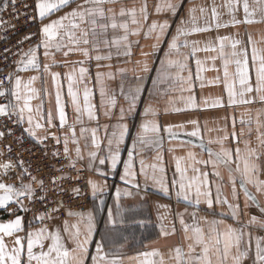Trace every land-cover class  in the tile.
Instances as JSON below:
<instances>
[{
  "label": "snow or ice",
  "instance_id": "snow-or-ice-1",
  "mask_svg": "<svg viewBox=\"0 0 264 264\" xmlns=\"http://www.w3.org/2000/svg\"><path fill=\"white\" fill-rule=\"evenodd\" d=\"M13 5L15 0H12ZM116 0H35V15L32 17L34 20L38 17L41 21V27L39 29L40 38L35 47H29L27 51L18 52L20 57L15 61V67L12 72L7 75V80L11 83V87L4 84L3 80H0V97L8 99V104H0V117H5L13 120L14 123L23 124L27 122L28 127L24 128V132L30 137H37L36 130L44 129L45 123L48 128L55 127V119H59V130L65 131L63 138V152L65 157L69 156V142L74 145V152L77 160H84L85 156L82 154L79 146V139L75 133V124H82V116L86 113L89 120L96 119V115L93 106L90 103V90L87 86L83 90V109L79 102V95L77 91H74V84L83 83L86 77V73L89 71L87 68L80 66L77 69L75 65H83V61H73L72 69L66 73V79L68 82L67 95L70 98L71 104L75 111L76 118L73 125L67 124V117L65 112V105L62 103L61 91L57 89L55 95V107L56 114L49 110L44 115L43 107L37 105L35 111L31 105V101L37 97V90L32 87L34 81L38 76H31L25 82L19 73L26 72L30 69L40 72L41 67L44 74H48L51 77L52 83L55 85L60 78V73L52 72L51 68L57 65L56 54L63 53L64 57H67L69 53H79L87 59H95L97 61L103 59H111V54L108 56L91 55V51H96L97 46L95 43L97 37V29L101 33L106 32L109 28L112 30H122V35L114 37L110 44L117 48V55H123L127 57L126 63L131 62L132 45L138 44V41H132L130 36H140L141 30L147 28V31L143 32V36L148 38L155 36L157 44H153L155 49L158 47V43L161 41L163 34L168 29V21L160 23L156 20H151L147 25L145 22L150 20V12L147 3H142L137 8L133 5L131 8L121 6L119 12L113 7H106V5H112ZM75 4V7L72 5ZM241 4V0H226L223 5L228 13L231 15V19L228 23H220L218 19V13L216 7L213 6L211 10V19L215 22L217 29L221 27L237 26V25H252L254 23L264 24V0H257L258 7L255 11L260 12L259 19L255 18V12L250 11L248 0H242L243 18L239 19L236 16L237 9ZM180 5L173 0H163L162 3H156L154 5L155 13L163 11L176 14L177 8ZM64 8H68L69 11L65 12L59 18L50 20L48 23L43 21L49 18L53 13L61 11ZM195 8L189 9V20H181L180 25L176 29L175 35L168 42V51L165 53L166 57L175 55V59H166L162 61V64H166L168 68H175L177 70L174 77L175 80L184 82L185 77L182 73L187 67L188 55L181 52V48L188 49L191 47L190 55H195L198 51L215 52L218 51L219 58L223 61L224 67V80L225 88L228 94L229 106H242L253 105L259 103L262 107L256 109L255 121L251 115L245 119L244 114H241L239 119L240 125H242L239 132L236 131V118L232 119V131H227V128L217 129L216 131L224 133L217 136L215 140H209L208 143L218 145L217 150H213L211 147L207 148V159H197L196 155L189 151L187 153L188 163L182 167L181 161L184 157L175 158V173L169 183L166 181L163 173L165 169L158 167L157 164L146 165L143 159L140 160V172L139 174L144 176L145 184L148 181L152 182V185L158 187V189L165 195H169L171 192L175 193L178 199H183L194 209L199 208L201 204L206 205L207 210L210 212L215 211V206L219 205L221 211L219 213L220 218L209 219L204 216H198L197 211L190 213L194 223L188 224L183 219V216L188 212L185 207L184 213H177L179 217V223L182 226L184 245L177 246L173 249H169L167 257L164 253L156 248H152L145 251L138 252L135 256L126 257L130 262L134 264H244L246 260H250L251 264H264V237L254 236L250 229H259L264 231V47L258 45L264 43V37L260 41H256L252 38L251 33L246 34L245 37L236 38L234 36H218L216 40L219 43V48L209 44L203 49L198 48L196 45L198 42L193 41L191 45L186 39L193 33L208 32L210 25L206 23L205 26H198L196 23V17L193 13ZM200 12L203 14L206 9L201 7ZM189 23L191 27H188ZM78 33V34H77ZM92 37V49L90 50L89 35ZM181 37L185 39L181 40ZM31 36L25 37L26 40H31ZM67 38V39H66ZM225 41H227L231 47L230 54L225 53ZM23 43V41H21ZM105 45H109V41H104ZM84 45V47H81ZM43 48V56L47 63L41 66L38 59L37 50ZM67 49V50H65ZM250 49V53H249ZM6 52L9 50H5ZM147 55L146 53H141ZM213 61L216 57H210ZM141 62L136 61L139 65ZM67 65L68 61H64ZM197 73L203 69L200 67L202 62L196 60ZM229 65L235 66V72L232 74V82L229 83ZM100 67V65H98ZM108 67H111L110 65ZM142 72H148L149 68L147 63H144L140 69ZM120 73H127L131 71L137 81L142 77L136 75L135 68H119ZM254 74V76H253ZM112 73H107L109 78H112ZM103 73H97V82L101 81ZM197 75V79H199ZM191 81V74L187 78ZM237 82L239 87L237 88ZM156 83V81H154ZM203 86V85H202ZM181 91L188 90L181 87ZM121 91L123 92V84H121ZM139 86H130L126 94H124L125 100L129 101L128 111L132 112L135 108V103L139 99ZM46 92V90H45ZM100 95L103 98L105 96V90L103 87L100 89ZM10 97V98H9ZM15 101V102H13ZM109 103L115 105L114 98L110 99ZM104 101L102 99L101 105ZM188 107L195 108L197 106L194 97L189 96L186 100ZM207 105L208 101H204ZM212 107L222 106L220 100L212 102ZM175 111H181L182 109L176 108ZM167 111V109H165ZM250 111V110H249ZM105 112V115H108ZM156 110L147 106L144 109L143 115L146 119L141 123L137 135L133 141V148L136 145H148L156 143L159 145L160 128L155 120L147 119L149 116H155ZM125 116L123 108L120 110L119 119L122 121ZM255 123V140L257 142L256 147L251 146V139L253 133L252 124ZM194 126L193 130L187 135L192 137L201 138V133L198 127L197 121H190ZM179 127H183L180 125ZM107 128V125L105 126ZM165 132L171 133V127L165 128ZM87 129L80 128V137L85 138ZM128 133V126L126 124L119 123L114 126V130L111 135L107 137L108 145V157H97V151H88V168L89 170L100 172L98 168L93 167V161L99 159V164L104 165L107 161H110L112 169L116 168V165L120 159V145L124 143L125 135ZM47 130L45 129V136L47 138ZM174 135V134H173ZM0 136L3 133L0 132ZM249 138H245V137ZM42 138V139H43ZM56 143L60 144V137L55 136ZM202 139V138H201ZM231 140L235 144V147L227 145L225 142ZM91 143L97 150L100 149V144L96 138V129H92ZM243 145V148L240 145ZM201 149H204L203 141L199 145ZM87 148V144H85ZM171 151V149H170ZM59 153H53V156H58ZM129 159L125 162L124 174L120 177L125 184H132L134 189H139V184L136 182L137 173L132 170L133 166V151L128 153ZM157 161L161 159L159 154L156 157ZM198 165L210 166L216 181V194L213 197L209 181V173L203 171ZM11 163L0 164V169H3V175L12 169ZM22 168L23 165L21 164ZM71 167H75L72 164ZM152 169V174H149L147 169ZM223 168L227 172V178L230 182L231 200L228 198H222V183L224 177L221 175L220 169ZM189 170L191 175H189ZM79 171V170H77ZM160 173L159 175L157 174ZM101 175H106L100 173ZM178 174V179L176 178ZM24 172L22 171L16 178L20 181V186L16 187L13 184L0 182V208H5L13 198H16L15 203L20 211L28 212L30 209L23 204L19 199L25 197L28 200H39L43 202L46 197H38L34 195L33 183L40 189H44V183L42 180H38L36 177H32V183L23 182ZM58 180H64L66 177H58ZM78 179V177H77ZM56 183V180L52 181ZM90 186L92 194L95 196L98 191H103L104 185L97 183L92 179L86 181ZM73 191L79 195L80 189L75 188ZM133 196L140 195L139 191L133 192L129 189L116 188V216L120 215V197L121 196ZM147 193H145V196ZM243 196V213L239 203L240 196ZM226 206V209H225ZM256 207L259 209V215L250 213V209ZM8 210V209H5ZM53 211H56L55 209ZM16 210H12L10 214L14 215V219L7 222L0 223V264H86V258L89 255L88 245L92 242L93 231L95 224L93 223V215L88 212L86 215L82 213L68 212V216H80V220L74 224L69 225L67 221L64 224V232L67 233L68 239L71 241L73 247L70 249L61 242L60 233L49 232L46 228H41L35 231H27L25 235H20L24 231L22 225V217L15 214ZM247 216L248 219L241 222V215ZM37 219H44V216L36 217ZM51 219V215H48ZM225 218H230L239 227H234L232 224L226 223ZM108 222L113 223V211H108ZM143 226L144 221H138ZM81 225H83V231H81ZM176 229L173 227L171 232L160 225V236L167 237L168 235L175 234ZM5 237L11 238L12 247L9 248L5 242ZM82 237V238H81ZM51 240V243L45 245V240ZM255 239V251L254 255L251 253V241ZM26 242V245H25ZM39 248L38 251L34 250ZM147 248V245H145ZM46 248V250H45ZM186 249V250H185ZM91 264H124V259L119 258L118 253L106 252L101 242L96 243V252L91 255Z\"/></svg>",
  "mask_w": 264,
  "mask_h": 264
},
{
  "label": "crops",
  "instance_id": "crops-1",
  "mask_svg": "<svg viewBox=\"0 0 264 264\" xmlns=\"http://www.w3.org/2000/svg\"><path fill=\"white\" fill-rule=\"evenodd\" d=\"M80 0H77L79 3ZM163 0H116L112 5H106V7H113L117 12L121 6L131 8L135 5L137 8L142 3H147L150 12V20L145 22L147 25L151 20H156L160 23L165 20L168 21V29L163 34L161 41L158 43L157 48H153V44H157L155 36L144 37L143 32L147 31V28L141 30L140 36H130L129 39L132 41H138V44L132 45L131 62L126 63L127 57L123 55H117V48L111 46L110 42L114 37L122 35V30H112L109 28L106 32L101 33L97 29V37L95 40L97 50L91 51V55L108 56L111 54V59H103L100 61L93 59H87L79 53H69L67 57L63 56V53L56 54L57 65L51 68L52 72L60 73V78L54 85L52 83L51 77L48 74H44L42 67L40 72L36 70H28L26 72L19 73L21 78L26 82L31 76H38L39 78L34 81L32 87L37 90V97L33 99L30 103L35 111L37 105L43 107L44 115L51 110L54 115L56 114L55 107V95L57 89L61 91L62 103L65 105V112L67 117V124L73 125L76 113L71 104L70 98L67 95L68 82L66 79V73H68L73 64V61H83V65H75L77 69L83 66L89 71L86 73V77L83 83L74 84V91L78 92L79 102L81 108L83 109V90L84 87L90 90V103L93 106L96 119L89 120L87 114L82 116V124H75V133L79 139V146L81 148L82 154L85 156L84 160H77L74 152V145L69 142V158L78 167L85 169L87 171V180L92 179L97 183L104 185L103 191H98L94 196L92 190L89 186L91 201L88 209L84 211H71L75 213L87 214L91 212L93 215V223L95 224V229L93 231L92 242L88 245L89 255L86 258V264H91V255L96 252V243L101 242L104 246L106 252L118 253L119 258L124 259V264H134L126 259V257L135 256L140 251L149 250L156 248L165 254L167 257L169 249H173L177 246L184 245V237L182 226L179 223V217L177 213H184L185 207H187L188 212L183 216V219L188 224H193L194 221L190 215L191 212L197 211L198 216H204L209 219L220 218L219 213L221 208L219 205L215 206V211L210 212L207 210L206 205L201 204L199 208L194 209L193 206L189 205L183 199H178L174 192L169 195H165L161 192L158 187L152 185L151 181L145 184L144 176L140 175V160L143 159L146 165L157 164L158 167H163L165 169L163 175L166 181L169 183L173 178L175 173V158L184 157L185 159L181 161L182 167L185 166L187 161V153L192 151L197 159H207V148L211 147L213 150L218 149V145L209 144L208 141L215 140L217 136L223 135L224 133L216 131L217 129L227 128V131H232V119L233 116L236 118V131L239 132L242 125L239 123L241 114H244L245 119L249 115L252 116L253 121L256 117V109L262 107L259 103L253 105H242V106H229L228 105V94L225 88L224 80V67L223 61L219 58L218 51L207 52L198 51L195 55H190L191 47L188 49L181 48V52L189 54L187 60V67L180 73L185 77L184 82H180L174 79L177 70L175 68H168L166 64H162V61L166 59H175V55L171 57H166L165 53L168 51V42L175 35L177 27L180 25L181 20H189V9L195 8L196 11L193 15L196 17V23L198 26H205L206 23L210 25V30L208 32L193 33L189 35L186 39L189 44L193 41L198 42L196 45L198 48L203 49L206 45L212 44L219 48V43L216 40L218 36H234L236 38L245 37L246 34L251 33L252 38L256 41H260L264 37V24L254 23L252 25H237L228 27H221L217 29L215 27V22L211 19V10L215 6L218 19L220 23H228L231 19V15L228 13L227 9L223 6L226 0H173L177 2L180 7L177 8L176 14L171 12L163 11L160 13H155L154 5L156 3H162ZM250 11L255 12V18L259 19L260 12L255 11L258 7L257 0H248ZM264 6V5H260ZM75 7V4L72 5ZM206 9V12L202 14L200 8ZM69 11L68 8H64L61 11L53 13L49 18H46L43 22L48 23L50 20L59 18L65 12ZM237 18H243V8L242 0L239 5L237 12L235 13ZM39 22V29L42 26L40 19L37 17ZM188 27H191L189 23ZM78 34V33H77ZM40 38V35H39ZM67 39V38H66ZM185 39L181 37V40ZM108 40L109 45H105L104 41ZM89 49H92V37L89 35ZM37 42L30 47H35ZM259 47H264V43L258 45ZM84 47V45H81ZM27 49L23 51H27ZM67 50V49H65ZM43 48L37 50L38 59L41 66L48 61L45 60L43 56ZM146 53L147 55H142L141 53ZM231 47L227 41H225V53L230 54ZM250 53V49H249ZM216 57L213 61L210 57ZM202 62L201 68L203 71L197 73L196 60ZM68 61L65 65L64 61ZM136 61H140L139 65ZM147 63L149 71L142 72L140 69L143 64ZM100 65V67H98ZM111 67H108V66ZM119 68H128L136 70V75L142 77L141 80L137 81L135 76L131 71L127 73H120L117 71ZM229 83L232 82V74L235 72V66L229 65ZM103 73L101 81L97 82V73ZM111 72L112 78L107 76V73ZM189 74H191V81H188ZM199 75V79H197ZM254 76V74H253ZM156 81V83H154ZM121 84H123V92L121 91ZM139 86V99L135 103V108L132 112L128 111L129 101L125 100L124 94L129 90L130 86ZM203 85V86H202ZM11 87V83L10 86ZM101 87L105 90V96L102 98L100 95ZM181 87L188 89L181 91ZM239 87L237 82V88ZM46 90V92H45ZM189 96H192L196 100L197 106L195 108L188 107L186 100ZM10 98V97H9ZM114 98L116 103L111 105L109 103L110 99ZM104 101L103 106L101 101ZM215 100H220L222 106L212 107V102ZM204 101H208L205 105ZM15 102V101H13ZM151 105L152 108L156 110L155 116H149L147 119L155 120L160 128L159 145L156 143H151L148 145H136L133 148V141L137 135L141 123L146 119L143 115L144 109ZM121 108L125 111L124 119L121 121L120 110ZM179 108L181 111H175L174 109ZM167 109V111H165ZM250 110V111H249ZM108 112V115H105ZM264 119V117H262ZM190 121H197L198 127L201 133V138L192 137L187 135V133L193 130V125ZM122 123L128 126V133L125 135L124 143L120 145V159L116 165L115 169L111 168L110 161L106 160L104 165L99 164V159L93 161V167L98 168L100 172L89 170L88 168V151H97V157H108V145L107 137H109L114 130V126ZM55 127L48 128L45 123L44 129L36 130L37 137H30L34 142L42 141L46 138L45 129L47 130V137L55 139V136L60 137L61 145L63 148V138L65 131L59 130V119H55ZM23 129L28 127L25 121L21 124ZM107 125V128L105 126ZM182 125L183 127H179ZM84 127L87 129L85 133V138L80 137V128ZM171 127V133L165 132L164 129ZM255 123L253 122L252 128L253 133L250 137L251 146L256 147L255 140ZM96 129V138L100 144V149L97 150L95 146L91 143L92 129ZM174 134V135H173ZM187 137L195 139L198 143H192L178 137ZM177 137V138H176ZM43 138V139H42ZM249 138V137H245ZM56 140V139H55ZM203 141L204 149H201L199 145ZM231 147H235V144L231 140L225 142ZM87 144V148H85ZM243 148V145H240ZM171 149V151H170ZM129 151H133V166L132 170L137 173L136 182L139 184V189H134L132 184H125L120 177L124 174L125 162L128 161ZM159 154L161 159L157 161L156 157ZM264 161V157L261 158ZM11 163L13 165L12 169L3 175V169H0V182H5L13 184L16 187L20 186V181L16 178L19 176L20 172L18 170L17 164L8 157L0 156V164ZM203 171L209 173L210 187L213 197L216 194V181L217 178L211 175L212 168L210 166L205 167L204 165H198ZM149 174H152V169L149 167L147 169ZM221 175L224 177L222 183V198H228L231 200L230 193V182L227 178V172L225 169L221 168ZM104 173L106 175H101ZM159 175L160 173L157 172ZM189 175L191 171L189 170ZM178 179V174L176 176ZM261 178H264L262 176ZM113 180V181H112ZM24 183H26L23 180ZM119 187L123 189H129L133 192L139 191L140 195L133 196H121L120 197V215L116 216V188ZM145 193L147 195L145 196ZM2 194V193H0ZM23 204L26 203L25 197L19 198ZM264 200V198H261ZM16 198L10 201L5 208H0V223L7 222L8 220L14 219V215L10 214L12 210H19L17 204L15 203ZM243 196H240V206L243 213ZM8 209V210H5ZM226 209V206H225ZM113 211V223L108 222V211ZM15 213V214H16ZM250 213L254 215H259V209L252 207ZM19 215V214H17ZM226 223L232 224L234 227H239L230 218H225ZM248 219L247 216L241 215V222ZM80 220V216H66L59 219H54L48 224H37L34 218H29L24 220L22 218V225L24 231L20 235H25L27 231H35L41 228L48 229L49 232H59L61 237V242L64 243L69 249L73 247L71 241L68 239V235L64 232V224L67 221L69 225L76 223ZM138 221H144L143 226H141ZM163 225L166 230L171 232V229L175 227V234L168 235L167 237L160 236V225ZM81 231H83V225H81ZM254 236L264 237V231L259 229H250ZM82 238V237H81ZM5 242L8 247H12L11 238L5 237ZM45 245L51 243V240H45ZM26 245V242H25ZM147 245V248L145 247ZM264 246V244H262ZM39 250L37 247L34 249ZM46 250V248H45ZM186 250V249H185ZM251 253L254 255L255 251V239L251 241ZM244 264H251L250 260H246Z\"/></svg>",
  "mask_w": 264,
  "mask_h": 264
},
{
  "label": "built area",
  "instance_id": "built-area-1",
  "mask_svg": "<svg viewBox=\"0 0 264 264\" xmlns=\"http://www.w3.org/2000/svg\"><path fill=\"white\" fill-rule=\"evenodd\" d=\"M34 5L35 0H15L14 5L12 0L0 2V80L8 87L10 82L7 75L20 58L17 53L39 40V22L37 18H32L35 15ZM28 36L32 37L31 40L25 39ZM6 49L9 51L6 52ZM8 102V99L0 97V104L7 105ZM23 130L21 124L0 117V132L3 133L0 136V156L8 157L17 164L19 172H24L26 184L32 183V177L42 180L45 186L43 190L33 183L34 195L46 199L43 202L26 199L24 205L30 211L18 210V214L24 220L34 218L35 223L44 225L54 219L66 217L70 211L88 209L91 195L86 183L87 171L77 165L71 167L74 163L69 157H65L62 145L57 144L55 139L47 137L34 142ZM55 152L59 155L53 156ZM61 176L66 179H56ZM75 188L80 189L79 195L73 191ZM48 215L52 218L49 219ZM39 216H44V219H37Z\"/></svg>",
  "mask_w": 264,
  "mask_h": 264
},
{
  "label": "water",
  "instance_id": "water-1",
  "mask_svg": "<svg viewBox=\"0 0 264 264\" xmlns=\"http://www.w3.org/2000/svg\"><path fill=\"white\" fill-rule=\"evenodd\" d=\"M178 138H182V139H184L186 141H189V142H192V143H195V144L198 143L195 139H192V138H187V137H182V136L181 137L179 136Z\"/></svg>",
  "mask_w": 264,
  "mask_h": 264
},
{
  "label": "rangeland",
  "instance_id": "rangeland-1",
  "mask_svg": "<svg viewBox=\"0 0 264 264\" xmlns=\"http://www.w3.org/2000/svg\"><path fill=\"white\" fill-rule=\"evenodd\" d=\"M2 1H4V0H0V2H2ZM13 71V70H12ZM24 180V179H23ZM16 214H18V212L16 213Z\"/></svg>",
  "mask_w": 264,
  "mask_h": 264
}]
</instances>
